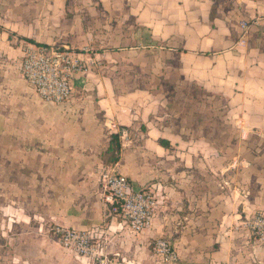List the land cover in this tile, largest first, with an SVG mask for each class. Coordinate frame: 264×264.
<instances>
[{
  "label": "crops",
  "instance_id": "obj_1",
  "mask_svg": "<svg viewBox=\"0 0 264 264\" xmlns=\"http://www.w3.org/2000/svg\"><path fill=\"white\" fill-rule=\"evenodd\" d=\"M92 39L102 58L73 81L69 102L52 105L44 199L16 219L15 246L14 219L0 218V264H98L37 233L47 225L103 228L106 264H162L157 239L170 243L178 264H264V242L240 228L264 210V0H0L7 76L27 43L80 47ZM178 102L181 113L196 103L225 121L178 118ZM106 166L136 188H160L141 234L106 215Z\"/></svg>",
  "mask_w": 264,
  "mask_h": 264
},
{
  "label": "built area",
  "instance_id": "obj_2",
  "mask_svg": "<svg viewBox=\"0 0 264 264\" xmlns=\"http://www.w3.org/2000/svg\"><path fill=\"white\" fill-rule=\"evenodd\" d=\"M240 27L245 33L248 26L242 23ZM20 70L22 77L41 100L53 105H64L72 97L73 81L88 72V65L83 60V54L28 44L23 50ZM120 135L126 139L125 131ZM99 185L107 216L120 218L132 235L141 234L150 227L161 203L160 188L151 185L136 188L114 166L102 168ZM49 227L50 239L63 250L98 264L106 263L103 228L78 231L58 225ZM240 228L249 238L264 242V210L247 215ZM152 250L162 264H178V255L167 240H155Z\"/></svg>",
  "mask_w": 264,
  "mask_h": 264
},
{
  "label": "rangeland",
  "instance_id": "obj_3",
  "mask_svg": "<svg viewBox=\"0 0 264 264\" xmlns=\"http://www.w3.org/2000/svg\"><path fill=\"white\" fill-rule=\"evenodd\" d=\"M96 20L99 18L94 17L92 20L94 26ZM28 44L31 43L26 45ZM94 45L97 46L95 39L80 47H72L64 43H56L48 47L83 54L84 62L92 71L95 60L99 62V58H102L100 49ZM190 91L191 95H196L195 92L192 93L193 90ZM176 104L174 113L178 118L185 115L192 116V120L195 118L209 120L215 116L222 124L225 121V114L222 111L214 113L206 107L205 110L200 108L196 111V103H193L183 107L184 112L181 113V105L179 102ZM52 105L38 97L34 89L22 77L20 66L15 68L9 76L0 72V218L14 219L12 232L14 246L18 242L17 237L21 234V231L15 229L16 219L34 215L39 210L34 205L44 199V194L39 190H42L43 186L46 188L45 184H47L42 166L45 162L44 156L51 149L48 145L51 138L48 135L53 133V127H55L51 124L50 117L55 115L56 106ZM125 132L127 139L128 132L126 130ZM207 132V135L211 134L210 131ZM19 227L18 225L17 228ZM49 228L47 225L46 230L43 229L37 233L40 232L50 239Z\"/></svg>",
  "mask_w": 264,
  "mask_h": 264
},
{
  "label": "trees",
  "instance_id": "obj_4",
  "mask_svg": "<svg viewBox=\"0 0 264 264\" xmlns=\"http://www.w3.org/2000/svg\"><path fill=\"white\" fill-rule=\"evenodd\" d=\"M118 136V134H113L110 136V150L114 153V156L110 161L112 164L117 161V153L119 150Z\"/></svg>",
  "mask_w": 264,
  "mask_h": 264
}]
</instances>
